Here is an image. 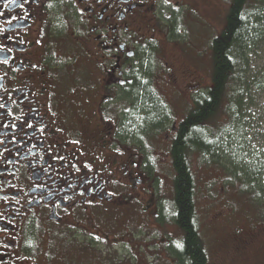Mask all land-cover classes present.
<instances>
[{"label":"flooded vegetation","instance_id":"1","mask_svg":"<svg viewBox=\"0 0 264 264\" xmlns=\"http://www.w3.org/2000/svg\"><path fill=\"white\" fill-rule=\"evenodd\" d=\"M154 2L0 0V264H55L56 242L83 251L80 231L95 255L103 208L143 184L132 175L145 165L124 160L144 157V134L128 130L120 102L138 75L168 71L137 58Z\"/></svg>","mask_w":264,"mask_h":264},{"label":"rangeland","instance_id":"2","mask_svg":"<svg viewBox=\"0 0 264 264\" xmlns=\"http://www.w3.org/2000/svg\"><path fill=\"white\" fill-rule=\"evenodd\" d=\"M258 2L248 0L250 6ZM154 4L155 15L146 20L150 26L142 27L140 34L150 39L146 40L148 43H154L155 63L164 61L168 71L147 82L144 76L138 78L150 93L152 108L157 102L163 109L167 127L152 135L148 123L139 121L141 116L145 117L139 111L144 97L137 102L127 98L120 102L128 130L139 129L144 134L145 150L141 154L144 157L128 153V160H124L131 171L145 165L146 171L141 167L140 172L132 175L143 184L136 185L137 189L129 196L127 191L119 190L125 188L119 187L122 196L115 200L118 206L103 208L105 236L95 255L85 240L89 237L80 231L74 234L72 242L76 244L79 240L83 251L56 242L55 264H179L171 253L183 234L172 220L174 171L168 149L173 128L192 110V99L198 96L195 91L209 84L210 43L225 26L230 0H155ZM253 27L257 31L251 35L254 45L248 43L244 51L248 66L242 110L230 127L227 117L219 119L218 128L227 129L216 152L220 155L216 160L233 170L245 184L229 182L226 179L229 174L217 164L200 166L197 156L191 164L197 180L195 215L208 264H264V13L253 22ZM83 47L78 49L77 58L90 70L86 53L82 54ZM220 109L224 113V105ZM133 161L137 166H132ZM161 215L171 218L166 220ZM89 251L91 255L87 254Z\"/></svg>","mask_w":264,"mask_h":264},{"label":"trees","instance_id":"3","mask_svg":"<svg viewBox=\"0 0 264 264\" xmlns=\"http://www.w3.org/2000/svg\"><path fill=\"white\" fill-rule=\"evenodd\" d=\"M258 3L254 4L256 6H250L248 0H230L224 21L225 26L220 36L215 37L210 43L212 90L192 99V110L172 131L174 134L168 149L170 165L174 171L172 187L174 214L172 220L182 231L183 236L172 248L171 253L179 261V264H208L207 252L200 240L195 215L197 180L193 175L191 165L194 158L197 156V162L202 167H212L217 164L220 169L229 174L226 178L229 182L239 181L237 178L239 175L237 176L233 170L216 160L220 157L216 152L222 143L223 136H225V129H227L226 126L218 128V125H221L219 119L223 116L228 118L226 120L230 127L242 110L245 98L243 84L246 80L245 72L248 66L244 51H246L248 43L252 42L254 45L251 35L257 34V31L253 27V22H257L259 16L264 13V0H259ZM253 17L254 19L251 21ZM144 47L143 52L137 50V58H148L147 65L154 66L155 58H157L156 46L154 43L147 42ZM146 67L145 65V69ZM141 69L144 71L143 66ZM145 87L144 84L142 86L136 80L133 85L128 86L125 94L127 93L128 98L136 102L144 97L139 111L145 115V118L139 120L142 119L145 123L155 121L156 125L151 132L159 133L164 127H167L165 122H160L163 109L157 105V102L152 108L154 104L148 98L150 93L145 91ZM222 105H224V113L220 109ZM164 112L166 111L164 110ZM156 132H154L155 135H157ZM243 177L245 179L246 176L243 175ZM246 180L248 181L247 178ZM241 183H244V180ZM161 217L166 220L171 218L165 215H161ZM170 246L172 247V245ZM168 252L170 253V251Z\"/></svg>","mask_w":264,"mask_h":264}]
</instances>
